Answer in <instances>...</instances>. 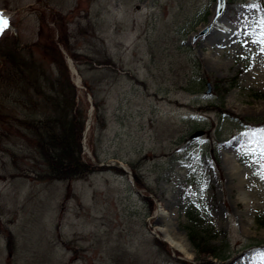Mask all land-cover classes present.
<instances>
[{
    "label": "rangeland",
    "instance_id": "rangeland-1",
    "mask_svg": "<svg viewBox=\"0 0 264 264\" xmlns=\"http://www.w3.org/2000/svg\"><path fill=\"white\" fill-rule=\"evenodd\" d=\"M0 12V44L31 48L47 71L41 47L67 31L76 101L87 114L94 106L84 158L135 164L148 186L107 169L37 180L45 166L30 137L13 119L0 124V264H222L198 253L188 228L231 264H264V155L252 135L264 129L261 0H0ZM217 21L223 44L209 42ZM34 108L0 83V110L27 118ZM161 230L184 234L194 258L162 251Z\"/></svg>",
    "mask_w": 264,
    "mask_h": 264
},
{
    "label": "trees",
    "instance_id": "trees-1",
    "mask_svg": "<svg viewBox=\"0 0 264 264\" xmlns=\"http://www.w3.org/2000/svg\"><path fill=\"white\" fill-rule=\"evenodd\" d=\"M262 3V17L264 18V0ZM43 54L48 57L54 70H46L42 63L37 62L32 49L27 47L29 56L25 54L18 42L13 40L10 45L0 44V83L16 89L20 95L34 104V113L27 118H14L12 113L0 110V124L15 120V127L27 134L32 146L44 164V170L38 173L37 180H70L85 178L96 171L113 170L118 174H126L119 167L98 166L91 159H85L82 147V137L87 120V110L77 103L78 89L72 81L66 56V50L74 59L77 53L72 49L67 31L59 29L50 35L49 42L41 47ZM88 87L87 82H84ZM218 85H216V88ZM36 99V100H35ZM35 100V101H34ZM36 103V104H35ZM98 109L99 105H95ZM198 109L204 110V106ZM224 115L243 121L230 111L222 110ZM12 117V118H11ZM216 165L218 159L214 153ZM218 166V165H217ZM135 184L138 188H148L139 174L137 166L131 165ZM150 203V210L156 208L153 199L146 196ZM264 226V220H259ZM7 249L14 252L16 247L15 235L8 230ZM189 239L200 252H207L216 258L226 259L219 248L210 246L208 240L194 228H188ZM164 252H171V248L156 239ZM207 245V246H206Z\"/></svg>",
    "mask_w": 264,
    "mask_h": 264
},
{
    "label": "bare ground",
    "instance_id": "bare-ground-1",
    "mask_svg": "<svg viewBox=\"0 0 264 264\" xmlns=\"http://www.w3.org/2000/svg\"><path fill=\"white\" fill-rule=\"evenodd\" d=\"M229 32H227V29L221 24V22H212V29L210 33L208 34L209 42L212 44H223L225 40L228 38ZM72 69L74 73H77L76 68L72 64V61L70 62ZM80 78H78V81ZM91 123L90 119L88 123ZM229 160V159H228ZM161 209H159V213ZM164 214V213H163ZM162 239L168 242L172 247L180 250L183 255L188 259L194 258V251L192 250V247L190 243L188 242L186 236L182 234L181 232H178L177 230L173 231V233L167 232L168 230H161Z\"/></svg>",
    "mask_w": 264,
    "mask_h": 264
},
{
    "label": "snow or ice",
    "instance_id": "snow-or-ice-1",
    "mask_svg": "<svg viewBox=\"0 0 264 264\" xmlns=\"http://www.w3.org/2000/svg\"><path fill=\"white\" fill-rule=\"evenodd\" d=\"M9 26V21L7 19V17L5 16V14L3 12H0V34L3 33V31L5 30V28H7ZM258 26L261 27L262 29H264V18H261L260 21L258 22ZM260 37L258 39V42L261 44H264V32L260 33ZM262 51H264V49H262ZM252 135L255 136H259V141L257 143V147L261 153V155H264V129H259L255 132L252 133Z\"/></svg>",
    "mask_w": 264,
    "mask_h": 264
},
{
    "label": "water",
    "instance_id": "water-1",
    "mask_svg": "<svg viewBox=\"0 0 264 264\" xmlns=\"http://www.w3.org/2000/svg\"><path fill=\"white\" fill-rule=\"evenodd\" d=\"M225 5V0H219V7L222 9ZM208 86V90H207V93L210 92L211 90V84L208 83L207 84ZM89 126V124L87 125V127ZM101 165H115V166H120L122 167L123 169H126L125 166L121 163V161H118V160H115V161H109V162H106V163H102Z\"/></svg>",
    "mask_w": 264,
    "mask_h": 264
}]
</instances>
